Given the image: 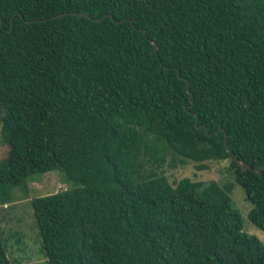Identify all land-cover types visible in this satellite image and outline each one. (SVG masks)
Segmentation results:
<instances>
[{
    "label": "trees",
    "instance_id": "16d2710c",
    "mask_svg": "<svg viewBox=\"0 0 264 264\" xmlns=\"http://www.w3.org/2000/svg\"><path fill=\"white\" fill-rule=\"evenodd\" d=\"M0 139L1 204L72 184L31 199L47 264H264L227 186L155 170L228 159L264 231V167L227 150L264 166V0H0Z\"/></svg>",
    "mask_w": 264,
    "mask_h": 264
},
{
    "label": "rangeland",
    "instance_id": "374dc122",
    "mask_svg": "<svg viewBox=\"0 0 264 264\" xmlns=\"http://www.w3.org/2000/svg\"><path fill=\"white\" fill-rule=\"evenodd\" d=\"M5 154L6 145L0 139V160ZM204 163L207 167L198 169V162L188 160L184 164L172 165V160L168 158L155 170L163 172L172 183L188 176L204 182L216 181L227 186L231 204L240 213L242 230L256 236L264 244V231L254 225L249 218L252 203L244 189L235 181L229 160H207ZM70 184L61 169H53L33 173L25 184L8 189L6 202L0 203V233L10 264H47L31 199L68 188Z\"/></svg>",
    "mask_w": 264,
    "mask_h": 264
},
{
    "label": "water",
    "instance_id": "95a60500",
    "mask_svg": "<svg viewBox=\"0 0 264 264\" xmlns=\"http://www.w3.org/2000/svg\"><path fill=\"white\" fill-rule=\"evenodd\" d=\"M69 14H80V15H84V16H86V17H89V18H92L90 15H88L87 13H85V12H68ZM66 14V12H61V13H58L56 16H64ZM109 16L111 17V18H114L113 17V15L112 14H109ZM103 17H100V18H93V19H95V20H101ZM117 22H119V21H117ZM152 42H154L153 40H152ZM157 48V46H155V49ZM178 72H179V70H177ZM181 78H182V76H180ZM189 93H190V96H191V92L189 91ZM195 124H196V127L197 128H200V127H204L206 130H207V127L205 126V125H198L197 124V118L195 119ZM226 139H227V133L226 132H224V142L226 143ZM227 150L234 156V158L236 159V161H237V163L240 165V167L242 168V169H246V168H250V169H252V170H254V171H256V172H260V169H261V167H264V166H260V167H252L248 162H246V161H244V160H242V159H240V158H238L236 155H235V153L232 151V149L230 148V147H228L227 146Z\"/></svg>",
    "mask_w": 264,
    "mask_h": 264
}]
</instances>
